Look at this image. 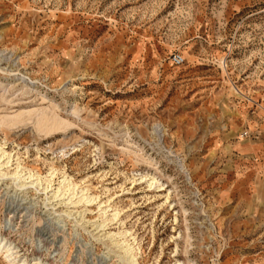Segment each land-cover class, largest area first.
<instances>
[{
	"label": "rangeland",
	"instance_id": "374dc122",
	"mask_svg": "<svg viewBox=\"0 0 264 264\" xmlns=\"http://www.w3.org/2000/svg\"><path fill=\"white\" fill-rule=\"evenodd\" d=\"M0 149V264H264V0H0Z\"/></svg>",
	"mask_w": 264,
	"mask_h": 264
},
{
	"label": "bare ground",
	"instance_id": "6f19581e",
	"mask_svg": "<svg viewBox=\"0 0 264 264\" xmlns=\"http://www.w3.org/2000/svg\"><path fill=\"white\" fill-rule=\"evenodd\" d=\"M7 155L8 154L6 152H4V151H2V149H0V160H2L0 162V168L9 164V162L3 163L4 162L3 159ZM19 173H20V171L18 172V170H15L13 173L0 174V177H9L8 178L9 180L15 181V180H18L20 178H23L22 176L21 177L19 176ZM30 177H28V178H30ZM147 177H148L147 175H144V176H141L140 178L145 180V181H148L150 188L154 187L156 189V188L161 187V185L159 186V181L155 177H152L151 179H148V180H147ZM28 178H26V179H28ZM25 182L26 181L21 182V184L18 186L20 188H24L28 184L34 185L33 181H28L26 183ZM60 183L63 184V190L61 192H59V189L57 188V191L53 192V194H52V197H51L52 199H58L61 196L62 197L67 196V198H69V200L71 201L67 204H73V205L90 204L91 202L96 201V198L94 199V197H92L91 195L87 196V193H85L87 191L86 189L85 190L82 189L81 190L82 195L80 197H78V193H77V189H76L77 186L76 185L75 186L70 185V182L68 181L67 178L64 177L63 181ZM60 183H58V185ZM74 188L76 189V191H74ZM70 192H72V194H70ZM67 194H70V195H67ZM74 197H75V199H74ZM166 199H168V197H166ZM54 202H56V201H54ZM59 203H62V202L59 201ZM108 207L109 206H102V208L100 209V213H101L100 217H102V218L104 217V222H107V223L108 222L111 223L114 221L119 222L118 217L120 216V212L115 210V209L110 210V208H108ZM87 211L88 210L85 209L84 212H87ZM109 213H111V214H109ZM120 224H122V222H120ZM128 235H129V232H127V231H119L118 233H112L111 232L108 234V236H110L112 238V245L118 249L117 252H115V254H116L117 258L119 259V264H138L137 257L134 254V246H133V244H130L128 239H127ZM115 237H117V238H115ZM12 251L10 248H8V247H6L0 243V254H2L4 256V258H6L9 262H13L17 258L15 256V253Z\"/></svg>",
	"mask_w": 264,
	"mask_h": 264
},
{
	"label": "built area",
	"instance_id": "2783aa9c",
	"mask_svg": "<svg viewBox=\"0 0 264 264\" xmlns=\"http://www.w3.org/2000/svg\"><path fill=\"white\" fill-rule=\"evenodd\" d=\"M171 62L174 66L179 67L184 64V58L180 54H174L171 57Z\"/></svg>",
	"mask_w": 264,
	"mask_h": 264
}]
</instances>
